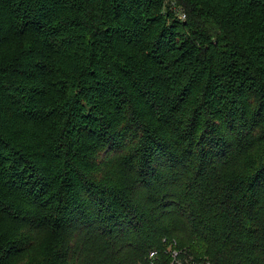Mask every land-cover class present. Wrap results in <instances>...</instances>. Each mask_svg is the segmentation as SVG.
Wrapping results in <instances>:
<instances>
[{"label":"trees","instance_id":"16d2710c","mask_svg":"<svg viewBox=\"0 0 264 264\" xmlns=\"http://www.w3.org/2000/svg\"><path fill=\"white\" fill-rule=\"evenodd\" d=\"M174 253L264 264V0H0V264Z\"/></svg>","mask_w":264,"mask_h":264},{"label":"rangeland","instance_id":"374dc122","mask_svg":"<svg viewBox=\"0 0 264 264\" xmlns=\"http://www.w3.org/2000/svg\"><path fill=\"white\" fill-rule=\"evenodd\" d=\"M174 261H173V264H180V261L177 259V254L176 253H174ZM207 264H212L209 260H208V262H207Z\"/></svg>","mask_w":264,"mask_h":264},{"label":"built area","instance_id":"2783aa9c","mask_svg":"<svg viewBox=\"0 0 264 264\" xmlns=\"http://www.w3.org/2000/svg\"><path fill=\"white\" fill-rule=\"evenodd\" d=\"M181 19L185 20L186 19V15L185 14H182L181 15ZM153 256V255H152Z\"/></svg>","mask_w":264,"mask_h":264}]
</instances>
